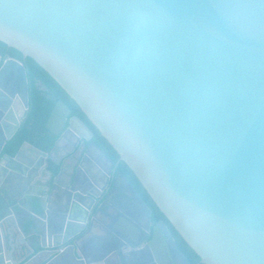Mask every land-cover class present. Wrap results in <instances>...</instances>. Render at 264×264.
<instances>
[{
  "label": "water",
  "instance_id": "water-1",
  "mask_svg": "<svg viewBox=\"0 0 264 264\" xmlns=\"http://www.w3.org/2000/svg\"><path fill=\"white\" fill-rule=\"evenodd\" d=\"M0 40L79 105L200 262L264 264V0H0ZM28 108L25 65L0 53V152ZM46 128L50 152L3 156L33 154L0 191V264H189L64 101Z\"/></svg>",
  "mask_w": 264,
  "mask_h": 264
},
{
  "label": "trees",
  "instance_id": "trees-1",
  "mask_svg": "<svg viewBox=\"0 0 264 264\" xmlns=\"http://www.w3.org/2000/svg\"><path fill=\"white\" fill-rule=\"evenodd\" d=\"M0 52L3 58L8 55L23 62L27 69L29 82V111L21 127L5 144L2 154L15 155L25 141L43 151L50 152L56 143L57 136L46 128V123L53 111L56 101L62 99L71 107L73 115H78L91 128L94 132L93 141L117 163V170L126 175L150 206L152 209L153 223L163 220L167 224L178 248L185 254L189 264H204L200 262L199 255L181 237L162 211L156 206L130 167L124 161L119 160V154L114 147L92 124L79 105L68 95L59 83L33 58L29 56L24 57L21 51L14 47H9L1 40ZM54 169L57 171V167L54 166Z\"/></svg>",
  "mask_w": 264,
  "mask_h": 264
},
{
  "label": "crops",
  "instance_id": "crops-1",
  "mask_svg": "<svg viewBox=\"0 0 264 264\" xmlns=\"http://www.w3.org/2000/svg\"><path fill=\"white\" fill-rule=\"evenodd\" d=\"M1 155V154H0ZM30 155V150L27 147L26 152L23 158L17 161L7 160L0 156V191H8L10 194L15 193L14 189H12L11 185L14 184L12 179H9L13 172H15L14 168L24 163Z\"/></svg>",
  "mask_w": 264,
  "mask_h": 264
},
{
  "label": "flooded vegetation",
  "instance_id": "flooded-vegetation-1",
  "mask_svg": "<svg viewBox=\"0 0 264 264\" xmlns=\"http://www.w3.org/2000/svg\"><path fill=\"white\" fill-rule=\"evenodd\" d=\"M1 53V52H0ZM2 54V53H1ZM6 57H8V55L6 56ZM6 57H4V58H6ZM43 87V86H42ZM60 100H62V99H58L57 101H56V103H55V105H54V107L56 106V104H57V102L58 101H60ZM63 101V100H62ZM23 106H24V104H23V102L22 101H20V103H18V108L17 109H23ZM54 107H53V109H54ZM70 109H71V107L70 106H68ZM29 109V108H28ZM52 113V112H51ZM27 116V115H26ZM50 117V116H49ZM26 118V117H25ZM25 118H24V120H25ZM49 119V118H48ZM23 120V121H24ZM48 121V120H47ZM23 123V122H22ZM5 131H4V128L2 129V128H0V138H1V135L4 133ZM94 133V132H93ZM93 137H94V134H93ZM93 137H92V141H93ZM57 139H58V136H57ZM26 142V141H25ZM23 145V144H22ZM21 145V146H22ZM33 145V144H32ZM28 148H29V150H30V155H29V158L28 157H26L27 159L26 160H24V164H27L26 162H27V160H29V159H31V157H32V149L29 147V146H27ZM27 147H25L24 148V152H23V156H21L20 157V159L21 158H23L24 157V155H25V152H26V148ZM21 148V147H20ZM19 148V149H20ZM42 150V149H41ZM2 151H3V149H2ZM2 151L0 152V156L1 157H3L5 154H2ZM19 151V150H18ZM79 154V153H78ZM9 155V154H8ZM16 155V154H15ZM15 155H13V156H15ZM42 157L41 156H39V158H38V160H37V162H35V164L32 166V167H34L35 169L36 168H39V169H43V167H44V165H45V161H43L44 159H41ZM48 162L50 163V164H52L53 162L52 161H50V160H48ZM24 164H20L19 166H21V165H24ZM18 167V166H17ZM14 173H16V171L15 172H13L12 174H14ZM16 175V174H15ZM16 183L14 182V184H12L11 185V187H12V189H14V191H15V193L13 192V193H11V196H14V195H16ZM35 190H37V186H35V188H34ZM114 195V194H113ZM14 215V218H17V216H15V214H13ZM159 221H161V220H159ZM159 221H157L156 223H158ZM163 221V220H162ZM156 223H154V224H156ZM166 224V223H165ZM167 225V224H166ZM168 227V226H167ZM169 229V228H168ZM170 231V230H169ZM171 233V232H170Z\"/></svg>",
  "mask_w": 264,
  "mask_h": 264
}]
</instances>
